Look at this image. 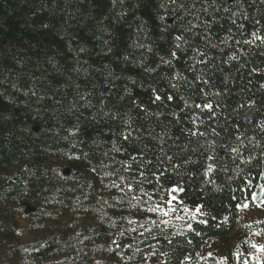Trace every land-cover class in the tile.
<instances>
[{
  "label": "trees",
  "instance_id": "trees-1",
  "mask_svg": "<svg viewBox=\"0 0 264 264\" xmlns=\"http://www.w3.org/2000/svg\"><path fill=\"white\" fill-rule=\"evenodd\" d=\"M217 5L218 47L192 71L194 53L174 47L191 17L177 19L168 0H0V264H238L233 253H208L264 185V47L242 43L264 35V3ZM206 102L212 112L194 106ZM197 127L204 136L190 134ZM170 194L181 209L172 217L147 210Z\"/></svg>",
  "mask_w": 264,
  "mask_h": 264
},
{
  "label": "snow or ice",
  "instance_id": "snow-or-ice-1",
  "mask_svg": "<svg viewBox=\"0 0 264 264\" xmlns=\"http://www.w3.org/2000/svg\"><path fill=\"white\" fill-rule=\"evenodd\" d=\"M233 2L239 4L242 2V0H233ZM260 2L264 3V0H260ZM113 3H115V0H113ZM168 3L173 6L172 11L174 13H177V16H176L177 19H183V17H191V19H189L187 21V24L183 28L181 34L175 36V41L177 42L174 46L175 49L179 50L182 48V46H187L194 53V55L192 57L193 65L190 66V70L195 71V66L198 64L207 65L209 63V60H210V57L208 55V47L209 46L218 47V45H211V40H210L211 28H212V25L216 22V18L214 15L209 13V8H213L214 11H220V7L217 5V0H168ZM197 5H200V6L197 7ZM223 11L225 13L231 12L232 17H237V16L241 15V12H239V11H232L230 6L223 7ZM201 13H204L205 15H212V19L211 20L202 19ZM242 18L247 19L246 13L243 14ZM160 19L164 20V19H166V17L161 16ZM232 23L236 24V19H232ZM255 23L259 24L260 21L257 20V21H255ZM238 27L240 29H243L244 25L240 24V25H238ZM197 29H200V31H197ZM229 31H231V30H229ZM185 33L190 34L188 39L185 38ZM250 35H251V39H244L242 41L243 44L250 45V46L254 45L258 48L264 47V35L259 34L258 31H253V32H251ZM196 36H200L201 39L203 41H205V44L203 45V47L196 46L193 42H191L194 40V38ZM228 39L229 38L226 37L223 42L227 43ZM257 41L260 42L258 45L256 44ZM235 43L239 45L241 43V41L237 40ZM149 51H151V49H149ZM262 54H264V53H262ZM170 55H171L172 59H179L178 53L175 50L171 51ZM228 59L229 60H237L238 56L233 54ZM161 60L163 63L168 64V65H171V63H172L171 59L165 60L163 57H161ZM251 71L255 73V72L260 71V69L252 68ZM173 79L183 80V81L187 82V77L181 76L180 73H178V72L174 73ZM196 80L203 83L204 85H208L210 83V81L208 79H202L200 75L196 76ZM171 86L173 88H175L176 84H172ZM261 87L264 88V84H262ZM153 91L155 92V90H153ZM200 91L203 95H205V96L208 95V93L205 92L203 88H201ZM33 95H35V93H33ZM214 95L219 96L220 93L216 92ZM173 98L174 97L172 95L167 96V99L169 101H171ZM81 99L86 100V97L82 96ZM161 99H162V97L159 94L155 95L156 101H159ZM254 104H255V101H250L247 106L251 107ZM185 106H188V101H185ZM194 106L196 108L207 109L210 112H212V110H213V104L211 102H206L202 105L201 104H195ZM217 107H219V105H217ZM240 107L243 108V107H245V105L241 104ZM212 114L214 115V112ZM105 115H107V113ZM113 118H115V116ZM195 122H196V120H195V118H193V123L195 124ZM128 123H129V128H131V122L129 121ZM258 126L262 130H264V121H262ZM134 131H135V129H132L127 134H123V138L125 140H129L130 138H133V132ZM212 131L214 134L219 135V133H216L215 129H212ZM72 134L75 135V132H73ZM190 134L192 136H197V135L204 136L205 135L204 132L199 131L198 127H197L196 131H191ZM153 139H155L156 142L160 145V151L164 152V146L167 143V141L164 139V134L157 133L155 135V137H153ZM193 151H194V149H193ZM231 151L233 153H238L239 150L237 148H231ZM164 155H165V158L167 160L172 159V156L167 155V153H164ZM212 170H213V166L209 165L208 171L211 172ZM121 179H123V177H121ZM113 187L119 188L120 186L118 184H113ZM127 187H128V191H132L131 184H129ZM260 187H261V192L259 193V197H257L256 195H253L251 197L250 201L246 200L244 203L238 204L237 210H243V209L249 208L250 204L255 203L258 199L260 200V207H264V185H261ZM121 191H123V189H121ZM177 191H182V189H180L178 186H176L170 190V193H175ZM174 201H177V197L170 194V198L168 200L164 201L163 204H159V203L155 204L154 206L149 207L147 210L149 212L158 213L162 217H168L170 214H175L181 210V209L173 206ZM182 211L184 213H188L192 210H190L188 208H183ZM197 213H200L199 208L192 211L193 218L196 216ZM175 219L183 220L184 217L180 216V215H176ZM134 222L135 221H133V223ZM202 222L206 223V221H202ZM152 223L155 224L156 222L152 221ZM162 223L169 224V223H171V221L168 219H165L162 221ZM188 228L191 229L192 225L189 224ZM133 231H135V229H133ZM141 235H143V233H141ZM117 246H119V245H117ZM251 247L253 249H257L261 253H264V244H259V245L252 244ZM236 256H237L238 264H240L242 254L239 251H237ZM252 258L254 260H257V264H264V260H259V258L255 257L254 255ZM243 264H247V261H244Z\"/></svg>",
  "mask_w": 264,
  "mask_h": 264
},
{
  "label": "rangeland",
  "instance_id": "rangeland-1",
  "mask_svg": "<svg viewBox=\"0 0 264 264\" xmlns=\"http://www.w3.org/2000/svg\"><path fill=\"white\" fill-rule=\"evenodd\" d=\"M22 214L24 219L25 213L22 212ZM169 217H172V214L167 218ZM22 226L24 236H28L30 229L26 230V227H28L26 220L23 221ZM252 244H264V214L261 211L260 203L255 207H249L242 211L236 230L228 235L226 239H223V243H218L213 247V250L208 254L217 259V257H224L229 252L233 253L237 259L236 253L239 251L244 256L243 259L247 261V264H257V260L252 258L253 255L259 260H264V256L257 255L262 253L257 249H253Z\"/></svg>",
  "mask_w": 264,
  "mask_h": 264
},
{
  "label": "water",
  "instance_id": "water-1",
  "mask_svg": "<svg viewBox=\"0 0 264 264\" xmlns=\"http://www.w3.org/2000/svg\"><path fill=\"white\" fill-rule=\"evenodd\" d=\"M230 2H233V0H230ZM169 23H172V21H169ZM34 131L37 133V132H39V126H35L34 127ZM70 174H71V172H70V170L69 169H66L65 171H64V175L65 176H70ZM26 207H27V214L29 213V212H34V209L33 208H31V207H29V206H27V205H25Z\"/></svg>",
  "mask_w": 264,
  "mask_h": 264
}]
</instances>
